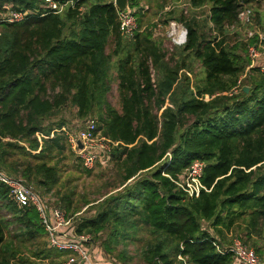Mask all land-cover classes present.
Segmentation results:
<instances>
[{
  "label": "trees",
  "instance_id": "16d2710c",
  "mask_svg": "<svg viewBox=\"0 0 264 264\" xmlns=\"http://www.w3.org/2000/svg\"><path fill=\"white\" fill-rule=\"evenodd\" d=\"M39 1L0 0V13L35 12L0 21V169L45 199L54 192L69 217L90 205L94 215L76 220L73 231L106 235L108 253L145 230L147 264H235L215 243L228 245L225 231L241 221L250 238L264 222V72L250 67L249 56L260 35L235 32V44L227 42L241 2L250 0H189L193 9L209 8L208 30L196 16L170 13L188 30L170 57L156 24L143 28L142 0L130 4L138 21L132 38L121 30L114 0H78L59 14ZM251 28L264 44V23ZM192 59L204 70L197 81L185 73ZM247 69L249 91L238 87ZM115 81L120 108L108 99ZM68 106L85 124L97 114L98 131L118 142L110 155L116 182L96 197L59 187L60 163L76 152L67 122L51 119ZM196 160L205 188L190 197L177 182ZM0 210L8 212L0 211V264L22 263L23 248L34 242L44 258L69 255L49 245L36 208H19L1 182Z\"/></svg>",
  "mask_w": 264,
  "mask_h": 264
},
{
  "label": "built area",
  "instance_id": "2783aa9c",
  "mask_svg": "<svg viewBox=\"0 0 264 264\" xmlns=\"http://www.w3.org/2000/svg\"><path fill=\"white\" fill-rule=\"evenodd\" d=\"M42 8L53 13H63L71 7H75L78 0H42ZM133 0H128L127 10L122 11L114 4L119 11V20L121 30L127 38L134 37L138 30V21L134 14V8L130 7ZM34 11H17L9 9L0 13V21L3 22H20L25 20L28 16L34 14ZM253 9L244 1L241 2V9L238 13V22L231 25L230 28L245 30V37L249 39L255 36L256 33L260 35L259 44L251 45L249 47V56L252 59V67H259L264 72V44L262 43L263 35L251 28L253 25ZM173 46H182L187 42L188 30L177 21H170L167 33ZM256 61V62H255ZM238 87L241 88V78L238 81ZM67 132L72 148L81 159L83 166L86 169H92L97 161L106 160L112 152V149L118 146V142H113L107 139L98 131L97 121L90 119L81 127L77 133L71 132L63 128ZM44 135L38 134V137ZM47 137V136H45ZM0 138H2L0 136ZM8 140V139H4ZM79 141L82 147L79 146ZM204 164L196 160L186 170L184 180L178 181L177 184L190 197H197L200 195L202 189L205 188L201 181ZM0 182L9 188L10 199L19 207H34L39 213L42 224L48 233L49 245L53 248L69 251L71 258L68 264H77L75 255L82 260V264H113L111 261H105L102 258H97L85 246L88 240V235H77L73 231L72 217H68L65 210L53 206L48 199L41 197L32 185H28L21 178H16L6 171L0 169ZM217 249L221 253H232L235 258V264H260V258L257 252L245 245L240 239H234L229 247L221 246L215 243ZM179 259L185 260L182 256Z\"/></svg>",
  "mask_w": 264,
  "mask_h": 264
},
{
  "label": "rangeland",
  "instance_id": "374dc122",
  "mask_svg": "<svg viewBox=\"0 0 264 264\" xmlns=\"http://www.w3.org/2000/svg\"><path fill=\"white\" fill-rule=\"evenodd\" d=\"M42 2V0L39 1V7H42ZM246 4L250 6L255 13V20H253L254 27L256 29H260L261 24L264 23V0H250L248 3L246 2ZM141 7L145 10L143 12L145 16H143L142 19L143 28L146 25L156 24L155 36L165 40V47L169 52V57L171 56V53L175 52L176 50V48L173 47V44L168 40L167 36L169 21L176 20L172 18L170 13H174V16L179 18L183 12L184 14L187 12L185 15L189 18L196 16L201 23H206L207 30L211 27V23L206 22L207 19H209V8L203 7L201 9H193L189 4V0H182L181 2H175L171 0H142ZM240 28L242 27H237L236 29L229 27V31L227 32L229 37L227 41L228 43L235 44V42L238 40L236 38L237 35L235 36V32L240 35L238 38L245 37V30ZM262 61L264 60L262 59L260 62ZM190 65L192 69H187L185 73L190 75L193 81L202 79L204 76V70L202 69L200 63L197 60L192 59L190 60ZM153 72H155L154 69ZM249 74L250 71L247 69L246 73L241 75V86L250 87L248 85L249 82H247ZM108 99L113 106L120 108L118 81L113 83L112 91L109 93ZM90 119L97 120V114L92 115ZM51 120H65L67 125L70 126L71 132L75 133H77L81 126L85 125V122H82V120L76 118V110L69 106L65 107L61 113H59L56 117H53ZM76 156L78 157L77 154ZM76 156L72 155L70 151H67L65 158L60 163L63 176L59 187H61L63 193H65L68 189L71 190L76 188L78 196L83 194H91V197H96L97 194L94 193H96L100 186L105 185L107 181L108 183L116 182L115 162L110 160V156L106 160L97 161L95 166L92 169H89L91 171L90 173L82 166L81 160ZM45 197L49 199V202L53 206L64 210L62 205L58 204V199L54 192ZM89 206L90 205L83 207L79 213L72 216L71 221L73 225H75V221L80 217L94 215L95 209ZM0 211L2 214L8 213L6 210ZM88 236L89 238L85 242V246L99 259L103 257L105 261H111L113 264H147L144 258V250L150 240V236L145 230L143 232L137 233L132 238L126 239L120 244H116L115 251L113 253L106 252L102 244L106 235L103 234L99 239L95 240L91 235ZM223 238L224 243L228 244L226 247H229L234 239H240L245 245L257 252L260 258V264H264V222L260 224V228L253 233L251 238L247 234L246 223L242 221L231 231H225ZM40 246L41 245H38V242H34L25 246L22 250L23 262L19 264H68L69 259L71 258L70 254L67 256L59 255L44 258L38 254L41 250V248L39 249ZM73 257L76 258L77 264H82V260L78 257V255Z\"/></svg>",
  "mask_w": 264,
  "mask_h": 264
},
{
  "label": "water",
  "instance_id": "95a60500",
  "mask_svg": "<svg viewBox=\"0 0 264 264\" xmlns=\"http://www.w3.org/2000/svg\"><path fill=\"white\" fill-rule=\"evenodd\" d=\"M127 2H128V0H115V3H116V5L120 8V10H124V11H126L127 10ZM245 89V91H249L250 90V87H245L244 88ZM79 146L80 147H82V144H81V142L79 141Z\"/></svg>",
  "mask_w": 264,
  "mask_h": 264
}]
</instances>
